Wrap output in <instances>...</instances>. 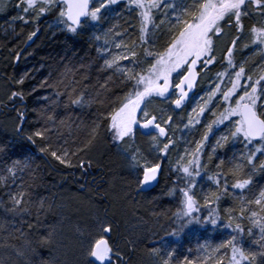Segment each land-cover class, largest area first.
I'll list each match as a JSON object with an SVG mask.
<instances>
[{
    "label": "snow or ice",
    "instance_id": "snow-or-ice-1",
    "mask_svg": "<svg viewBox=\"0 0 264 264\" xmlns=\"http://www.w3.org/2000/svg\"><path fill=\"white\" fill-rule=\"evenodd\" d=\"M125 6L129 11L139 10L141 42H147L145 35L149 34V25L153 29L166 25L162 29L165 42L160 50L145 49L141 59L135 51V42L129 46L123 40L117 43L112 39L113 35H123L118 30L109 29L94 36L97 42L103 41L97 47L98 54L111 56V59H104V68L101 70L111 69L122 77L119 81L122 86L119 94L113 92L99 101L86 100L83 91L78 90L79 81L68 79L70 75L74 76L68 66H65L54 81L44 80L40 85L41 88L54 89L55 97L66 96V108L99 103L104 109L98 113L101 119L92 122L84 142L71 155H86L100 138L101 132L107 130L111 133L113 143L127 153L130 166L142 169L139 187L143 188L157 181L162 172L161 164L149 162L142 150L135 146L136 133L151 137V147L162 157L169 155V149L174 144L169 136L173 116H158L151 111V105L156 100H164L174 105V110L181 109L190 99L200 73H206L216 64V42L223 38L224 30L227 28L233 31V37L222 57L226 59L227 70L218 73L217 80L213 81L206 93L197 97L187 115L185 128L202 124L204 131L195 148L185 149L172 167V171L183 174L178 179H182L184 183L177 184L169 191L170 196L179 192L180 208L173 214V223L177 227L168 233L178 236L187 229L206 228L210 225L213 229H230L233 235L218 246H203L195 257L186 255L182 261L174 260L173 251L161 256L160 249L153 248L152 254L159 258L160 264H264V188L259 189L257 195L246 194V191H252L253 176L257 172L264 173V63L253 62L250 69L248 65L251 57H241L240 62L235 58L237 52L249 47L248 43H242L244 18L250 15L251 9L259 10L261 20H264V0H191V3L187 0H179V3H172L170 0H13V7L18 10V15L13 20L29 24L31 19L37 25L27 36L31 41L39 32L38 23L41 18L53 12L57 14L56 25L60 26L61 31L78 35L83 28L98 24L109 13H119L120 8ZM7 7V4H0V10H6ZM154 13L163 16L159 24L154 19ZM247 31L251 34L249 39L254 46L253 52H259L264 60V24L259 27L251 25ZM152 35L155 36V32ZM110 44L117 49L127 47V51L112 54ZM122 60L130 61L134 67L121 66ZM139 65L144 66L136 71V66ZM223 76L227 77L226 81L219 79ZM108 79L111 81L112 78ZM24 82V78L17 81L20 85ZM103 88L105 93L111 91L107 84ZM10 99H19L23 104L25 96L23 91H13ZM41 99L50 100L52 105L61 103L54 97L44 96ZM38 115L40 119L37 123L42 122V126L26 137L31 144L37 145L41 153L50 155L65 167L84 168L86 163L91 166V161L86 162L83 158L74 164L68 158L67 150L54 145L49 133L57 124L55 112L49 114L46 109H41ZM25 119L26 112L19 111L18 133L24 132ZM66 123L67 118L59 120L61 126ZM216 129H220L221 134L208 155L209 163L217 150L226 148L230 142L243 143L244 151L228 162L226 170L225 160L220 159L215 165L216 171L207 174L208 164L203 163L201 157ZM5 147L0 145V153L5 151ZM29 168L27 159L13 160L7 168L9 176H0V181L11 179L15 184L18 173ZM202 174L207 175V180L214 188H202L198 194L195 189L197 179ZM20 180L15 191L8 193L11 207L5 210L16 216L31 215L28 205L32 202V194L25 188L22 176ZM27 186H36L34 174ZM229 196L237 203L221 209V201ZM44 206L45 202L40 200L37 220ZM201 208H207L208 214H198ZM245 221L248 222L247 226ZM32 227L29 224V228ZM4 230L3 224H0V231ZM112 232L110 222L97 220L95 232L89 235L87 241L86 264H124L123 254L109 235ZM245 235L250 238V244L254 247L244 246ZM40 243L48 244L50 238L45 237ZM17 255L23 253L17 251Z\"/></svg>",
    "mask_w": 264,
    "mask_h": 264
},
{
    "label": "trees",
    "instance_id": "trees-1",
    "mask_svg": "<svg viewBox=\"0 0 264 264\" xmlns=\"http://www.w3.org/2000/svg\"><path fill=\"white\" fill-rule=\"evenodd\" d=\"M11 17L12 15H9V18ZM139 20L138 11L136 9L129 11L125 6L120 8L119 13H116L113 19L105 23L103 28L122 32V36H113L120 42L128 39L129 46L135 42L136 46L141 41L139 39L141 36L138 28ZM245 21L246 19H244ZM248 26L249 23H247ZM36 27L37 25H23L22 22H18L14 24V31L11 35L4 38L0 37V95L3 96L5 92V96L10 92L8 98L0 101V121L18 119L19 111L26 112L23 135L17 133L10 135L3 126H0V145L6 146L5 151L0 153V170L1 174L5 175L6 172L2 170L10 166L13 160L24 161L27 159L30 168L18 175L17 185L21 183L20 177L22 176L25 188L32 194V202L28 205L32 214L16 216L5 210L9 208L10 203L5 200L4 190H0V205H3L0 207V216L6 214L7 219L15 225L9 236L1 235L2 242L5 245L6 242L16 244L21 236L18 229H22V235L27 237L29 243L32 246L37 244L36 247L41 252L46 253L52 248L54 242L50 241L51 243L44 245L43 250L40 241L45 237L50 238V232L55 228L57 221L55 207L52 205L53 211L47 209L51 204L58 205V203L64 206L61 211L63 217L70 218L71 225L80 229L81 233L82 231L85 232L88 237L90 234H94L95 222L98 219L110 222L113 226V232L109 235L115 246L123 254L124 264H160L159 258L152 254L153 248H159L161 256L173 251L175 253L174 260L182 261L186 255L195 257L205 245L215 247L228 240L233 235L230 229L224 227L213 229L210 225L206 228L187 229L178 236L169 235L168 233L177 227L173 223V214L176 210L171 206L175 196H170L169 191L177 184L183 185L184 181L178 179L183 174L172 171L171 168L166 173V179L160 177L158 186L154 190L137 194L139 189L138 183L136 184V180L139 181L138 175L136 177L128 175L118 167L110 146V132L107 130L101 132L100 138L86 155L85 153H79L77 156L71 155L84 142L92 122L101 119L98 113L104 109L100 107L99 103L85 104L80 107L72 105L66 108L64 103L67 102V97H55L54 89L40 87L42 81H54L64 71L65 66H68L74 73V76L70 75L68 79L79 81L77 87L79 91H83L85 99L99 101L105 96L112 95L113 92L120 93L122 86L119 85V81L122 77L116 75L111 69L101 70L104 68V59H111V56L104 57L98 54V46L94 40L98 31L96 26L86 27L83 33L73 35L68 32L50 34L42 28L41 24H38L37 36L29 41L27 36ZM164 42L163 35H161L153 47L154 50L156 48L162 49ZM111 50L114 54L117 49ZM17 56L19 57L18 60L16 59ZM109 77L112 78L111 81H109ZM21 78L25 79L23 85L17 83ZM105 84L111 89L110 92H104L103 86ZM13 91H23L25 96L23 104L19 99H10ZM97 93L100 95L97 96ZM44 96L54 97L61 103L52 105L50 100L41 99ZM41 109H46L49 114L52 112L56 114V127L49 133L54 145L67 150L68 158L74 164L83 158L86 162L91 161V166H87L86 163L84 168L65 167L50 155L41 153L37 145L31 144L26 139L27 135L42 126V122L37 123L40 119L38 113ZM65 118H67V123L61 126L59 120ZM223 151L222 159L225 160V170L228 162L243 152L239 145L231 143ZM215 165L209 166L211 170L207 169V174L216 171ZM33 174L36 177V186L28 188L27 185L32 181ZM162 181H165L166 186H170L166 197L160 200L159 204H142L147 195H153L158 190ZM263 185L264 173L257 172L253 176L252 191H246V194L248 196L257 195L258 190L262 189ZM201 186L203 189L214 188V185L207 180L206 174H202L197 179V187ZM73 198L91 204V207L87 208L86 214L81 217V221L68 213V201ZM40 200L45 202V206L44 210L40 212L39 220H37L36 212L39 211ZM236 203L229 196L221 201L220 206L223 209ZM152 211L156 213L155 216L158 214L161 216L158 220L161 222V228L157 233L152 232L153 222L149 219ZM208 211L207 208H201L198 214L207 215ZM244 223L247 226L248 222L245 221ZM29 224L33 227L29 228ZM143 225L144 227H142ZM41 227H45V230L40 231L39 228ZM67 234V245L70 242L78 247L82 245V255L72 257L68 254V246H65L67 247L66 251H58L55 246L56 259H59L56 262H60L57 264H86L84 254L87 245L76 243L72 239L73 237L69 233ZM55 244L57 245L56 241ZM244 246L246 248L254 247L246 235Z\"/></svg>",
    "mask_w": 264,
    "mask_h": 264
},
{
    "label": "rangeland",
    "instance_id": "rangeland-1",
    "mask_svg": "<svg viewBox=\"0 0 264 264\" xmlns=\"http://www.w3.org/2000/svg\"><path fill=\"white\" fill-rule=\"evenodd\" d=\"M170 2L179 3V0H170ZM187 2L191 3V0H187ZM0 4L8 5L6 10H0V37L4 38L8 35H11L14 31V24L18 22H22L23 25H28V24H24L23 21H20L18 19L13 20V17L18 15V10L13 7V0H0ZM137 11L139 13V10ZM160 12L162 13L163 9H161ZM115 14L116 12L109 13V15L105 17L104 19H102L98 24L90 25L88 27L96 26L98 28L96 35L102 34L103 32L108 31V29L103 28V25L105 23H108L109 20L113 19L115 17ZM9 15H12V17L9 18ZM162 18L163 16L160 13H154V19L157 24H159V20ZM56 19H57V14L53 12L47 15L46 17L41 18L38 24L39 25L41 24L42 28H44V30H46V32L50 34H58V33L66 32V31H61L60 26L56 25ZM244 19H246V21H245V32L243 34L242 43H248L249 47L246 49H243L242 52H237L235 54V58L237 62H240L241 57H251V60L249 61V65H248V67L251 69V65L253 62L264 63V60L261 59V55L259 52H255V53L253 52L254 46L251 44L250 39H249L251 34L247 31V29L251 25H256L257 27H259L261 24H264V20H261L259 10H251V9H250V15L248 17H245ZM140 23H141V17L139 20V26H138L139 29H140ZM247 23H249L248 27H247ZM29 25L36 26V24H33L31 22V19H30ZM165 27L166 25H161L159 28L153 29L151 25H149V34L145 35V41L147 42L140 41L135 46V51L137 52L138 56L141 59H143V53L145 49H148L150 51L159 50L157 48L154 50L153 44L155 43L156 45V42L160 39V36L163 35L162 29H164ZM85 29L86 27L83 28L80 32L83 33ZM31 31H33V29ZM153 32H155V36L152 35ZM232 37H233V31H230L229 29L226 28L224 30L223 38L219 39L216 42V53H215L216 58H217L216 64L212 65L211 69L207 71L206 73L204 72L200 73L198 77L195 92L191 100L186 104V106L181 111L174 112L171 109L172 104L169 101H161V100L157 101L156 100L151 105V111L155 112L158 116L161 114L164 116H167V115L173 116V124L171 128L169 129V136L172 137L174 144H173V147L169 149V155L167 157H162L160 153L156 151V149L151 147L153 143L151 140V137L142 136L140 135L139 132L136 133L135 146H138L142 150V154L145 156V158L149 162H157L161 164V167H162L161 176L165 177V179H166V173H168L167 171L173 167L174 163L177 161L178 156L182 155L185 149H189V150L194 149L196 142L200 140L201 134L204 131L203 125L202 124L197 125L194 128L192 127L185 128L184 125L187 123V115L190 109L194 106L197 100V97L201 94L206 93L209 86L213 83V81L217 80L218 73H220L221 71L227 70L226 59H222V57H224L225 49L228 46L229 41L232 39ZM112 39L115 40L117 43L120 42L114 36H112ZM95 43L98 46L99 43L102 44L103 41H100V42L96 41ZM124 44L128 45V39L124 40ZM149 46H151L152 48H150ZM109 47L111 49H115V50L117 49L111 44L109 45ZM126 51H127V47H122L120 49H117L116 52H114V54H118V53L126 52ZM120 64L121 66L125 68L134 67L133 64L128 60H122L120 61ZM143 66L144 65L136 66V71H139L140 67H143ZM116 75L120 76V74L118 73H116ZM219 79L226 81L227 77L223 76V77H219ZM4 94L3 96L0 95V101H3L4 98L5 99L8 98V96L10 95V92L7 93L5 96ZM173 98L175 97L173 96ZM18 125H19V121L17 118L6 120V121H0V126H3L5 131L7 130V132L10 135H14L16 133L18 134V132L16 131ZM19 134L23 135V133L22 134L19 133ZM220 134H221V130L216 129L214 131V134L210 136L209 141L207 142V145L203 150L204 154L201 157L202 158L201 160L203 163L208 164V168H207L208 170H211L209 169V166L211 164L215 165L217 161L222 159L224 151L223 149H218L213 160L210 163L208 162V155L211 154V149L215 145V140L218 138ZM110 137H111V133H110ZM131 143L132 142L130 141V144ZM230 143L239 145L241 147V150L244 151L243 143L241 142H230ZM110 146L112 147L111 150H112L113 156L117 160L118 167H120L121 170L128 175H132V176L134 175L135 177L136 175H138V179L140 180L142 178V169L132 168L130 166L127 153L124 152L120 147H118L116 144L113 143L112 137H111ZM8 167L9 166H7L6 168L2 170L6 172L5 175L1 174V170H0V176H3V175H4L3 177L9 176L7 172ZM18 175H20V173H18ZM18 180L19 178L17 177L15 184L12 183L11 179L0 181V190H4V196L6 197L5 200L7 202H9L8 193L15 191V187L17 185ZM137 183H138V180H136V184ZM262 187L264 188V185ZM202 188H203L202 186L199 188L197 187L195 191L199 194ZM169 190H170V186H166L165 181H162L158 190L153 195H147L143 199L142 204L144 205L156 204V203L159 204V201L166 197ZM179 199H180V196L178 192V194L175 195L174 200H172V205H171L173 209L176 211L180 208ZM52 205L55 207V211L57 212L56 213L57 221L55 223V228L53 229V231L50 232V241H53L54 245L52 246V248L46 251V253L41 252L40 249L36 247L37 244L35 246H32L29 243L30 241H28L27 237L25 235H22L23 234L22 229L20 230L18 229V233L21 234L20 239L17 241L18 244L17 243L9 244L8 242H6L7 244L5 245L2 242L1 235L9 236L11 234V229L15 228V225L12 224V222L9 219H7L6 214L0 216V224H3L5 228L4 231L2 232L0 231V236H1L0 264H18V263H21V264H57L60 262H56L59 259H56L55 246L58 249V251L60 250L66 251L67 247L65 246H68L69 247L68 254L72 257H75V256L78 257L82 255L81 253V251L83 250L82 245L78 247L74 245L72 242H70L67 245L68 243L66 240L67 239L66 237L68 235L67 233H69L73 237L72 239L76 243L79 242L80 244H83V245H87V241L89 237L85 235V232L82 231L83 233L82 234L79 231L80 229H78L74 225H71L70 218L63 217V215L61 214V211L64 208V206H62V204L60 203H58V205L51 204L49 209H47L48 211H53ZM9 207H11V204ZM90 207H91L90 203L88 202L83 203L81 201H78L77 198H73L68 201V213L80 221H81V217H83L86 214L87 208H90ZM154 214L156 213L155 212L153 213L152 211L149 219L151 220V222H153V226H152L153 231L152 230L151 231L157 233V231L161 228V222H158L161 216L159 214L155 216ZM96 222H95V225H96ZM142 227H144V225ZM39 230L44 231L45 227H41L39 228ZM55 241L57 242V245L55 244ZM48 244H42L40 246L44 250L45 248L44 245H48ZM33 249H35V251H32ZM17 251L22 252L23 255H17ZM84 255L86 256V251Z\"/></svg>",
    "mask_w": 264,
    "mask_h": 264
},
{
    "label": "water",
    "instance_id": "water-1",
    "mask_svg": "<svg viewBox=\"0 0 264 264\" xmlns=\"http://www.w3.org/2000/svg\"><path fill=\"white\" fill-rule=\"evenodd\" d=\"M196 85H197V84H196ZM196 85H195L193 91L190 93V99H188V100L185 102V105H184L181 109H176V110H174V105H171V109H172L174 112H179V111H181V110L186 106V104L191 100V98H192V96H193V94H194V92H195ZM161 101H164V100H161ZM160 139L163 140L164 138H160ZM160 177H161V174L158 176L157 181L152 182V184H150V185H148V186H145V187H143V188H140V187H139V189H138V191H137V194H138V193H148V192H151L152 190H154V189L158 186V183H159Z\"/></svg>",
    "mask_w": 264,
    "mask_h": 264
},
{
    "label": "flooded vegetation",
    "instance_id": "flooded-vegetation-1",
    "mask_svg": "<svg viewBox=\"0 0 264 264\" xmlns=\"http://www.w3.org/2000/svg\"><path fill=\"white\" fill-rule=\"evenodd\" d=\"M0 113H1V110H0ZM18 135H20V134L18 133Z\"/></svg>",
    "mask_w": 264,
    "mask_h": 264
}]
</instances>
